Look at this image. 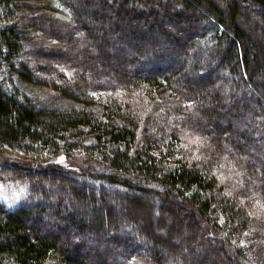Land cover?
I'll return each instance as SVG.
<instances>
[{"label":"trees","instance_id":"trees-1","mask_svg":"<svg viewBox=\"0 0 264 264\" xmlns=\"http://www.w3.org/2000/svg\"><path fill=\"white\" fill-rule=\"evenodd\" d=\"M59 1L70 20L0 0V148L83 160L88 182L0 163V264H264V0ZM169 196L205 225L156 233Z\"/></svg>","mask_w":264,"mask_h":264},{"label":"rangeland","instance_id":"rangeland-1","mask_svg":"<svg viewBox=\"0 0 264 264\" xmlns=\"http://www.w3.org/2000/svg\"><path fill=\"white\" fill-rule=\"evenodd\" d=\"M140 1H145V0H140ZM26 2L29 3H34L37 5H46L48 6L49 10L52 11V14L54 16H56V18L60 17L63 18L65 20H70V16H69V12L67 11L66 7L59 1V0H26ZM165 2V1H164ZM144 7H148L147 3L143 2ZM164 3H162L163 5ZM138 6L139 4L135 3V0H126L125 3V7L129 8L131 6ZM140 7V6H139ZM163 15L161 13H159V16H157V19H160V16ZM164 16V15H163ZM164 18V17H163ZM151 19V17L147 16V20ZM143 23H141L140 21V25H142ZM163 26L167 29L170 28V25L168 23L163 24ZM143 27V26H142ZM174 30H177V32H179L178 34L180 36L183 35H188V32H190V30H184V29H180L178 28V26H173L172 27ZM118 33L117 31L113 32V35L116 36ZM34 38L37 42L41 43V44H47L48 46H52L54 44H56V41H54L52 38H50L49 36L43 35L42 32L40 31H36V33H34ZM124 44L122 43V47ZM125 50V48H124ZM181 57H179L177 59V62L181 61ZM176 62V61H175ZM175 64V63H174ZM130 68V67H127ZM213 77V76H212ZM218 75L215 76V78H217ZM16 87L22 91L28 98L31 99V101L34 103H36L39 106H43V107H55L56 106V95L54 94L53 91H50L48 89V87L43 86V85H39V84H27L25 82L22 81H16L15 82ZM206 91L209 90V87L207 85L204 86V88ZM63 106L65 108L68 107H78V108H82V107H87V108H92L95 109L97 111L100 110L101 104L98 101H95L94 103L91 104H76V103H71L70 101H65L63 103ZM60 157H63L64 159L61 160ZM0 163L1 164H8V166L10 164L12 165H18L21 168H26L29 170H33V169H41L44 168L45 166L49 165V164H55V165H59V167L61 169L64 170H68V171H73L76 172L78 176H75V178L77 177V181L78 182H82L83 184H87V180L85 177H83L82 175L79 174V172H84L87 170L88 164L87 162L83 161V160H74V159H70L67 158L64 154H59V155H55L52 157H47L41 160H31L28 157H26L24 154L20 153L19 151L9 148L7 146H3L0 148ZM44 179H48V177H44ZM49 180V179H48ZM50 182L48 186L44 185L42 188L45 187V190L49 193H52V191L57 193L56 197H60L62 196V189H57L56 186L54 185V181H48ZM56 188V189H55ZM133 196H141L140 199L143 203V205L147 208H153V205H155L156 203V198L154 196H145V195H140L135 191H131ZM21 192L19 191H11L10 189H8L6 186L5 188L1 187V197L2 199L9 205L12 206L16 203L17 199L20 197ZM168 200L170 201V203H168V205L170 206V215L166 216L165 212L163 211V209L160 211L161 216L163 217V220L161 222L156 221V228H157V232L159 234V229L162 228V226L164 225H168V235H170V237L174 236V234L176 233H182L184 232L185 228H189L191 223H192V219L199 222V224L201 225L200 227H203V225H205L201 219L197 216L194 215V213H192L190 215L191 212H188L189 210L187 208H183L181 207V204L179 203V198L177 196H172V197H168ZM122 206L124 205V201L120 200ZM139 218H142V215L140 214V209H139V214L137 215ZM173 227V228H172ZM111 226H108V229H110ZM171 229V232L170 231ZM167 235V236H168ZM164 237V236H162ZM198 241V240H197ZM199 244V242H198ZM205 246V242L203 241L202 243H200V247L204 248ZM212 246V245H211ZM212 250V249H211ZM213 252V251H212ZM217 252L218 255V249L215 251ZM198 253L201 255V248L200 250H198Z\"/></svg>","mask_w":264,"mask_h":264},{"label":"snow or ice","instance_id":"snow-or-ice-1","mask_svg":"<svg viewBox=\"0 0 264 264\" xmlns=\"http://www.w3.org/2000/svg\"><path fill=\"white\" fill-rule=\"evenodd\" d=\"M61 160H63L64 158L63 157H60Z\"/></svg>","mask_w":264,"mask_h":264}]
</instances>
